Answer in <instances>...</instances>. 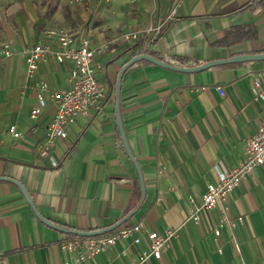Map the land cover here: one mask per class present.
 I'll return each instance as SVG.
<instances>
[{"label": "crops", "instance_id": "1", "mask_svg": "<svg viewBox=\"0 0 264 264\" xmlns=\"http://www.w3.org/2000/svg\"><path fill=\"white\" fill-rule=\"evenodd\" d=\"M100 10L88 15L98 20L91 34L87 28L74 31L88 35L97 49V74L107 82V96L102 109L79 116L67 128L68 136L54 141L50 154L57 166L37 149L46 140L55 103L47 94L38 117L30 113L38 104V82L48 81L53 90L68 86L71 64L48 59L29 75L26 49L0 37L17 51L11 57L0 53V262H76L88 236L47 224L39 211L68 229H103L124 219L122 225L141 221L160 231L178 228L163 256L144 264H264V163L230 193L232 223H220V206L203 209L200 221L190 215V198L201 202L218 169H231L242 160L247 137L264 119V98L254 83L258 75L264 84V58L238 59L264 54V0L112 1ZM163 21L160 35L150 42L147 29ZM128 33L139 38L127 39ZM40 40H45L43 33L31 46ZM140 53L179 65L169 55L182 66L236 58L203 70L141 59L125 70L121 113L143 172L144 198L116 112L118 74ZM13 124L23 132L21 138L10 132ZM10 178L27 187L37 211ZM123 246L118 241L85 264H131L138 249L131 247L129 256H122ZM141 246L148 247L144 235Z\"/></svg>", "mask_w": 264, "mask_h": 264}, {"label": "built area", "instance_id": "2", "mask_svg": "<svg viewBox=\"0 0 264 264\" xmlns=\"http://www.w3.org/2000/svg\"><path fill=\"white\" fill-rule=\"evenodd\" d=\"M85 6L94 5L102 1L110 0H75ZM136 1V0H126ZM166 21L147 29L149 41H154L160 35ZM45 40H40L30 46L26 55L27 72L34 75L39 69L40 63L53 59L57 62H69L71 64L68 86L61 89H52L46 80H41L37 84L38 104L31 110V116L37 118L42 108L47 104V94L55 103L56 112L53 120L47 127L46 140L37 145L38 152L42 156L51 159L52 165L57 166L59 161L50 153L56 139H63L68 136L67 128L76 123L79 116H89L93 108L102 109V102L107 96V86L98 77L97 71L101 64L96 61L97 49L93 46L88 35L77 34L73 29L66 27L47 28L43 31ZM125 37L139 38L137 33L126 34ZM11 41H0V53L5 57L16 54ZM169 61L181 64L179 61L167 56ZM186 66V65H183ZM256 92L264 98V84L258 75H254ZM217 89L221 95L225 94L224 87L218 85ZM10 132L18 138L23 136V132L13 124L9 128ZM264 163V119L260 123L258 131L246 139L245 154L242 160L228 170L218 169L216 181L207 185L202 195L201 202L190 198L192 202L191 218L195 221L201 220L203 209H212L217 206L221 208L220 223L233 222L230 215L229 195L257 166ZM244 220L243 216L238 217ZM216 235L221 234V226L216 227ZM143 235L148 241V247H142ZM179 235V229L169 227L164 231L156 228H146L141 221L120 225L110 232L88 236L84 240L80 256L74 264H85L98 253L106 251L110 246L118 241L124 244L120 251L122 256H129L130 248H137L136 255L131 257V264H144L151 257L161 258L172 238ZM131 238L130 244L126 239ZM72 243L69 247H73ZM221 250V249H220ZM0 264H5L0 262ZM65 264H70L68 261Z\"/></svg>", "mask_w": 264, "mask_h": 264}, {"label": "rangeland", "instance_id": "3", "mask_svg": "<svg viewBox=\"0 0 264 264\" xmlns=\"http://www.w3.org/2000/svg\"><path fill=\"white\" fill-rule=\"evenodd\" d=\"M112 1L135 2L111 0L87 7L75 0H0V37L9 38L15 44L17 43L28 49L36 37H41L43 31L47 28L66 27L73 30L87 28V31L91 34L93 23L98 21L94 15H99L102 4ZM73 4H78L79 7L74 8L71 6ZM91 12L94 15L91 14V17H89L88 15ZM73 14H75V17ZM101 58L106 63L105 57ZM98 74V77L101 76L100 78L108 88L103 75Z\"/></svg>", "mask_w": 264, "mask_h": 264}, {"label": "water", "instance_id": "4", "mask_svg": "<svg viewBox=\"0 0 264 264\" xmlns=\"http://www.w3.org/2000/svg\"><path fill=\"white\" fill-rule=\"evenodd\" d=\"M44 21H45V19H44ZM39 22L40 23H44L43 21H39ZM252 58H264V54L242 55L238 59H252ZM141 59H148V60L160 63L162 65L172 66V67H176V68L182 69V70H203L205 68H208V67H211V66H215V65H218V64H221V63H226V62L233 61L236 58L235 57H231V58H228V59L213 60V61L202 63V64H199V65L182 66V65H173V64H171L169 62H166V61H163L161 59H158L157 57H155V56H153L151 54H148V53H140V54L134 55L128 62H126L124 64L122 70L118 74V79H117V101H116L117 120H118L119 129H120V132H121V136H122L123 143H124V146L126 148V151H127L128 155L130 156V158L132 159V161L135 163V166L137 168V171H138V174H139V178H140V181H141V184H142V191H143V198H144V196H145V183H144L143 172H142V169H141V165L139 164V162L137 161L135 155L132 152V149L130 147V144H129V141H128V138H127V134L125 132L124 123H123V117H122V113H121V99H120L121 82H122V77H123V74H124L125 70L127 69V67L129 65H131L132 63H134V62H136L138 60H141ZM10 179L15 181L20 186V188H21L23 194L25 195L26 199L36 209V206L34 205L33 198L31 197L27 187L21 181H18V180L14 179V178H10ZM36 211H37V209H36ZM134 213H135V211H131L129 213L128 217L133 215ZM37 214L47 224H49V225H51V226H53V227H55L57 229H60V230H62L64 232H67V233H74V234L83 235V236H93V235H98V234H103V233H106V232H110V231L114 230L115 228L119 227L120 225H122V223L126 220V219H124V220H122L120 222L112 224V225H110L108 227H105L103 229L80 230V229H68V228L59 226V225L53 223L52 221H50L49 219L45 218L44 216H42L39 213V211H37Z\"/></svg>", "mask_w": 264, "mask_h": 264}, {"label": "trees", "instance_id": "5", "mask_svg": "<svg viewBox=\"0 0 264 264\" xmlns=\"http://www.w3.org/2000/svg\"><path fill=\"white\" fill-rule=\"evenodd\" d=\"M73 235L80 236V235H77V234H73Z\"/></svg>", "mask_w": 264, "mask_h": 264}]
</instances>
